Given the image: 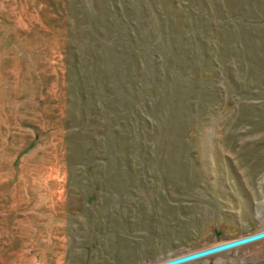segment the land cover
<instances>
[{
    "label": "rangeland",
    "instance_id": "374dc122",
    "mask_svg": "<svg viewBox=\"0 0 264 264\" xmlns=\"http://www.w3.org/2000/svg\"><path fill=\"white\" fill-rule=\"evenodd\" d=\"M262 231L264 0H0V264ZM188 264H264V240Z\"/></svg>",
    "mask_w": 264,
    "mask_h": 264
},
{
    "label": "water",
    "instance_id": "95a60500",
    "mask_svg": "<svg viewBox=\"0 0 264 264\" xmlns=\"http://www.w3.org/2000/svg\"><path fill=\"white\" fill-rule=\"evenodd\" d=\"M264 240V231L247 236L244 238H240L231 242H227L224 244H220L218 246H214L205 250H201L186 256H182L167 262H163L160 264H188L191 262H195L204 258H208L223 252H227L236 248H240L258 241Z\"/></svg>",
    "mask_w": 264,
    "mask_h": 264
}]
</instances>
